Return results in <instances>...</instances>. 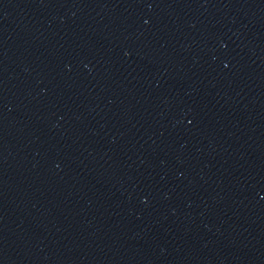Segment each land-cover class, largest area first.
Instances as JSON below:
<instances>
[{"label":"water","instance_id":"1","mask_svg":"<svg viewBox=\"0 0 264 264\" xmlns=\"http://www.w3.org/2000/svg\"><path fill=\"white\" fill-rule=\"evenodd\" d=\"M0 264H264V0H0Z\"/></svg>","mask_w":264,"mask_h":264}]
</instances>
